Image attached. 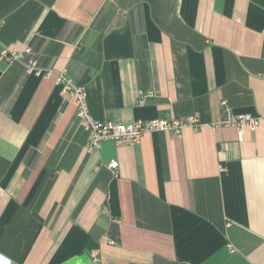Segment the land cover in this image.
I'll use <instances>...</instances> for the list:
<instances>
[{"label":"crops","instance_id":"crops-1","mask_svg":"<svg viewBox=\"0 0 264 264\" xmlns=\"http://www.w3.org/2000/svg\"><path fill=\"white\" fill-rule=\"evenodd\" d=\"M25 48L0 62V264H264V0H0ZM60 72L95 120L201 126L88 153Z\"/></svg>","mask_w":264,"mask_h":264},{"label":"built area","instance_id":"built-area-1","mask_svg":"<svg viewBox=\"0 0 264 264\" xmlns=\"http://www.w3.org/2000/svg\"><path fill=\"white\" fill-rule=\"evenodd\" d=\"M29 53V48H25L18 52L9 49H1L0 62L9 63L11 61H22L24 56ZM24 70L28 74L36 73L39 75L41 73L36 67V62L33 59L24 62ZM48 74L49 73H46V75ZM56 85L60 86L61 94L68 95L74 101L76 116L88 135L85 145V150L88 153L97 151L100 143L104 140H110L118 146H134L140 143L141 138L145 133L162 132L179 134L185 129L197 131L201 126L196 113L183 119L156 118L148 121H135L131 123H112L109 121L95 120L89 113L87 106V93L84 87L76 85L64 72L57 74ZM222 107L226 110L224 102L222 103ZM216 124L234 126L239 132H241L244 127L252 131L258 126L259 119L250 115H242L229 118L224 122L217 121ZM107 167L113 174H115L117 172L118 163L117 161H110ZM110 243L112 244V242ZM227 247L231 253L234 252L231 245H228Z\"/></svg>","mask_w":264,"mask_h":264}]
</instances>
